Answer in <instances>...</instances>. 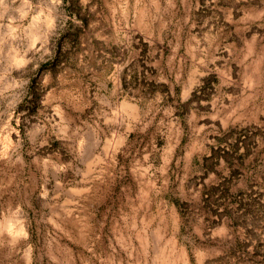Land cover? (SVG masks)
Listing matches in <instances>:
<instances>
[{"label":"rangeland","instance_id":"374dc122","mask_svg":"<svg viewBox=\"0 0 264 264\" xmlns=\"http://www.w3.org/2000/svg\"><path fill=\"white\" fill-rule=\"evenodd\" d=\"M0 264H264V0H0Z\"/></svg>","mask_w":264,"mask_h":264}]
</instances>
